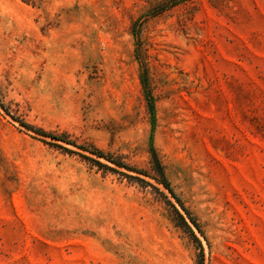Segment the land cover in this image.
I'll list each match as a JSON object with an SVG mask.
<instances>
[{
	"label": "rangeland",
	"instance_id": "1",
	"mask_svg": "<svg viewBox=\"0 0 264 264\" xmlns=\"http://www.w3.org/2000/svg\"><path fill=\"white\" fill-rule=\"evenodd\" d=\"M0 264H264V0H0Z\"/></svg>",
	"mask_w": 264,
	"mask_h": 264
},
{
	"label": "trees",
	"instance_id": "2",
	"mask_svg": "<svg viewBox=\"0 0 264 264\" xmlns=\"http://www.w3.org/2000/svg\"><path fill=\"white\" fill-rule=\"evenodd\" d=\"M23 127L25 128H28V129H31V130H34L36 133L40 134V135H43L45 136L44 133H42V131H38L36 129H32V127H29L28 125L24 124V123H21ZM97 157H100V158H106L107 160H109L112 164H114L116 167H119V168H124L128 171H132V169H130L129 167L125 166V165H122V163H119L118 161H113L111 159H108L107 157H105L104 155H102L101 153L99 152H96L94 153ZM152 160H153V163H152V173H153V176L150 175V174H146L144 173V175L146 176H149L151 177L152 179H154L158 184L162 185V187L164 189H166L171 195L172 197L176 200V202L178 203V205L181 207L182 211L184 212V214L186 215V217L188 218V220L191 222V224L197 229L199 230V227L198 225L195 223L194 219L192 217H190L188 211L183 207L182 203L180 202V200L175 196V194L172 192L171 188L169 187V184L167 183L164 175H163V171H162V167L158 161V159L156 158L155 155L152 156ZM96 162V161H95ZM99 166H103L105 167L104 165H101L100 163L96 162ZM105 168H108V167H105ZM141 181V180H140ZM143 182V181H141ZM175 211V214L181 224V226L183 228H186L187 230L190 231L189 229V226L187 225L184 217L179 214L176 210ZM193 239L195 240V242H198L197 239L193 236Z\"/></svg>",
	"mask_w": 264,
	"mask_h": 264
}]
</instances>
